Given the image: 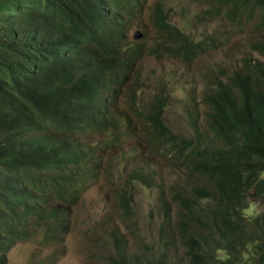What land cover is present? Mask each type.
Returning <instances> with one entry per match:
<instances>
[{"label": "trees", "instance_id": "16d2710c", "mask_svg": "<svg viewBox=\"0 0 264 264\" xmlns=\"http://www.w3.org/2000/svg\"><path fill=\"white\" fill-rule=\"evenodd\" d=\"M198 3L193 22L224 18L237 35L253 30L237 65L202 93L214 145L177 141L164 122V80L143 99L137 63L145 50L129 35L143 16L158 31L149 55L186 61L213 43L173 23L165 0H0V264L19 242L61 250L72 207L112 170L121 221L138 224L136 184L157 188L148 218L158 236L139 234L130 249L106 215L94 243L107 247L99 264H264V62L251 54L264 56V0ZM187 103L196 110L193 96ZM137 135L150 155L146 166L176 152L182 169L168 184L153 170L121 179L114 151ZM135 156L127 152L126 162ZM247 198L263 205L249 220Z\"/></svg>", "mask_w": 264, "mask_h": 264}, {"label": "rangeland", "instance_id": "374dc122", "mask_svg": "<svg viewBox=\"0 0 264 264\" xmlns=\"http://www.w3.org/2000/svg\"><path fill=\"white\" fill-rule=\"evenodd\" d=\"M150 3L156 0H149ZM165 7L169 8V16L173 23L182 29L192 31L194 38L202 40L206 36L213 38L205 51L195 55L193 59L182 60L176 57L163 56L157 58L148 53L153 50V43L158 31L156 27L148 23V17L143 16L145 24L141 29L145 34V55L141 58L137 67V77L146 85L142 94L145 102L149 101L150 94L155 92L154 86L164 80L163 85H168V103L164 111V122L171 128L177 137V141L184 139H197L203 144L214 145L218 140L206 130L205 118L207 107L201 102V96L205 89L215 78L221 77V70L233 69L241 57L243 46H247L253 36L252 28H244L241 35L237 31H230L225 25L224 18L204 23L193 22L192 18L199 10L198 0H165ZM133 32V31H132ZM131 32V33H132ZM264 62V56L251 52ZM133 77L127 80V86L132 83ZM162 85V86H163ZM194 97L196 110L189 108L188 99ZM98 140L99 137L95 136ZM141 136H135L123 149L114 153L121 158L119 174L124 181L132 171L143 169L153 170L157 176V182L168 184L182 169L176 152L171 151L167 156L161 155L160 159L150 161L148 152L143 151ZM129 155L136 154L132 162L127 163ZM145 159V160H144ZM111 179L116 186L120 179L115 170L111 175L102 174L101 180L90 187L83 195L79 203L72 207V220L68 233L65 235L61 250L51 245H40L35 242H19L8 253V264H99L100 254L107 250L101 242L97 241L96 234L99 227H103L99 221L106 215L112 219L111 223L119 225L130 249L137 245V235L142 234L150 242H154L158 236L155 224H149L150 210L157 212V194L155 186L144 188L139 183L133 187V208L138 224L121 221L118 217L117 201L113 198L112 185L107 181ZM134 183V181H133ZM116 186L114 187L116 189ZM174 205V204H173ZM242 215L246 220L262 210L263 205L258 201L247 198L241 203ZM177 242V241H176ZM105 254V252H104ZM54 261V263H51Z\"/></svg>", "mask_w": 264, "mask_h": 264}, {"label": "clouds", "instance_id": "9594fccd", "mask_svg": "<svg viewBox=\"0 0 264 264\" xmlns=\"http://www.w3.org/2000/svg\"><path fill=\"white\" fill-rule=\"evenodd\" d=\"M141 27H142V25H141L140 27H134L133 29H131L129 35H130V39H131L132 41L141 44V45L143 46V48H144V42L142 43L141 40H144V38H145V34H144V32L142 31ZM132 31H133V32H132ZM136 31H138V32L141 34V36H140L139 38H134V33H135ZM131 32H132V33H131ZM157 35H158V34H157ZM157 35H156V39H157ZM156 39H155V40H156ZM155 40H154V43H153V47L155 46ZM206 48H207V47H206ZM206 48H205V49H206ZM152 49H153V48H152ZM144 50H145V48H144ZM204 51H205V50H204ZM127 80H128V79H127ZM100 180H101V178H100L96 183H98ZM96 183H95V184H96ZM95 184H93V185H95ZM93 185H91L90 187H92ZM90 187H89V188H90ZM89 188H88V189H89ZM88 189H87V190H88ZM87 190H86V192H87ZM86 192H85V193H86ZM85 193H84V194H85ZM84 194H83V195H84ZM83 195H82V197H83ZM82 197H81V199H82ZM113 198H114V196H113ZM81 199H80V200H81ZM80 200H79V201H80ZM78 203H79V202H78ZM78 203H77V204H78ZM77 204H76V205H77ZM8 253H9V252H8Z\"/></svg>", "mask_w": 264, "mask_h": 264}, {"label": "water", "instance_id": "95a60500", "mask_svg": "<svg viewBox=\"0 0 264 264\" xmlns=\"http://www.w3.org/2000/svg\"><path fill=\"white\" fill-rule=\"evenodd\" d=\"M141 36V34L138 32V31H136L135 33H134V38H139Z\"/></svg>", "mask_w": 264, "mask_h": 264}]
</instances>
